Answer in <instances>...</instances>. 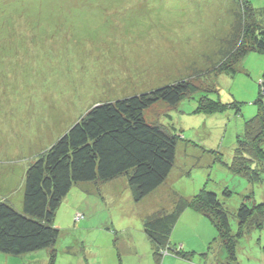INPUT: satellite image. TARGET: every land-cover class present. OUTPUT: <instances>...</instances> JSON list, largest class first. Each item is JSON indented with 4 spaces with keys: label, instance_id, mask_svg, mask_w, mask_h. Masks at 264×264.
I'll use <instances>...</instances> for the list:
<instances>
[{
    "label": "rangeland",
    "instance_id": "rangeland-1",
    "mask_svg": "<svg viewBox=\"0 0 264 264\" xmlns=\"http://www.w3.org/2000/svg\"><path fill=\"white\" fill-rule=\"evenodd\" d=\"M250 1L264 8V0ZM240 7L236 0H0V199L16 209L28 163L93 105L179 80L191 85L177 105L158 101L144 112L179 135L167 180L138 202L124 176L73 185L53 220L60 232L52 264H189L171 250L155 259L145 217L201 188L219 196L230 190L229 211L250 190L260 201L262 188L229 169L259 91L264 103V50L248 52L233 76L223 71L234 48L250 43L248 29L235 28ZM199 93L236 100L238 110L196 112ZM216 236L210 218L186 208L170 242L190 251L192 264L233 263ZM263 244L264 229L253 231L238 239L234 258L264 264ZM50 251L0 252V264H50Z\"/></svg>",
    "mask_w": 264,
    "mask_h": 264
},
{
    "label": "trees",
    "instance_id": "trees-1",
    "mask_svg": "<svg viewBox=\"0 0 264 264\" xmlns=\"http://www.w3.org/2000/svg\"><path fill=\"white\" fill-rule=\"evenodd\" d=\"M236 2L241 4V18L234 12L240 22V25L236 22L235 28L248 29L246 35L250 43L238 44L231 52V63L223 70L231 76L236 72L234 66L248 52L264 50V8L253 6L250 0ZM20 15L14 18L18 19ZM189 90L190 82L179 80L147 92L101 102L88 109L28 163L21 208H14L6 196L0 199V252L21 256L50 249L52 264L53 247L59 236L53 220L73 185L87 187L91 183H105L124 176L133 200L138 202L163 184L177 162L179 135L172 124L162 126L150 122L144 112L158 101L175 106ZM209 91L213 90L205 92ZM206 93L197 95L196 112L201 109L208 114L221 112L230 104L238 110L236 100L234 104L226 103ZM261 97L259 91L257 111L251 119L244 121V135L236 136L237 145L229 165L233 173L262 188L260 201L255 200L254 192L250 190L237 208L229 211L225 198L232 192L226 187L224 197L207 188H201L191 197L178 196L170 210L159 209L143 219V230L157 261L171 250L192 264L190 251L170 242L176 221L186 208L210 218L216 226L217 236L212 242L219 240L233 254V263L224 264H241L237 257L234 258L238 239L264 229V103ZM230 218L236 222L234 230ZM260 249L264 256V244Z\"/></svg>",
    "mask_w": 264,
    "mask_h": 264
},
{
    "label": "bare ground",
    "instance_id": "bare-ground-1",
    "mask_svg": "<svg viewBox=\"0 0 264 264\" xmlns=\"http://www.w3.org/2000/svg\"><path fill=\"white\" fill-rule=\"evenodd\" d=\"M147 92V91H146ZM261 113V112H260ZM260 118H261V116H260ZM251 119V118H250ZM264 121V120H263ZM227 159V158H226ZM184 183V182H183ZM181 184V183H180ZM231 194V193H230ZM6 196V195H5ZM191 196V195H190ZM173 197V196H172ZM184 197V196H183ZM187 197V196H186ZM235 213V212H234ZM81 214V213H80ZM60 232V231H59Z\"/></svg>",
    "mask_w": 264,
    "mask_h": 264
},
{
    "label": "built area",
    "instance_id": "built-area-1",
    "mask_svg": "<svg viewBox=\"0 0 264 264\" xmlns=\"http://www.w3.org/2000/svg\"><path fill=\"white\" fill-rule=\"evenodd\" d=\"M81 215H79V217H80ZM82 217V216H81Z\"/></svg>",
    "mask_w": 264,
    "mask_h": 264
}]
</instances>
